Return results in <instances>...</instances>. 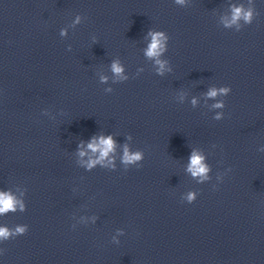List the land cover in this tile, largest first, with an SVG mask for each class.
Instances as JSON below:
<instances>
[{
	"label": "clouds",
	"instance_id": "1",
	"mask_svg": "<svg viewBox=\"0 0 264 264\" xmlns=\"http://www.w3.org/2000/svg\"><path fill=\"white\" fill-rule=\"evenodd\" d=\"M177 3L183 4L184 0H176ZM243 19L246 23H250L252 20V10H244L243 7H233L232 9V19L230 23H237L238 20ZM63 34V33H62ZM149 35L152 37L151 43L149 44L146 55L150 58L159 57V55L164 51V40L166 37L162 32H150ZM160 64L161 70L164 68V63L159 59L156 60ZM112 70L115 74L119 75L122 72V68L119 63L114 62L112 64ZM227 94L229 92L228 88H221L219 90L212 89L208 92L209 97H215L217 94ZM195 102V101H194ZM215 107H222L221 104L215 105ZM219 119V116L217 117ZM115 143L111 136L108 137H99L98 139L93 138L92 142L88 144V148L93 152H99V157L96 160H89L88 167L91 168L96 163L102 162L109 153L114 150ZM80 155L83 156L85 153L80 152ZM124 162L133 163L141 159V154L139 152L130 154L127 148L124 152ZM204 157L197 152H193L190 157V165L188 171L195 176H200L206 178L208 172V167L203 163ZM194 199L193 194H189L188 200L191 202ZM17 204H20L18 200L9 192H0V215L5 214L9 211H15ZM23 204H20L21 210H23ZM27 229L25 227H17L15 232H10L6 227H0V239H8L10 236L17 234H25Z\"/></svg>",
	"mask_w": 264,
	"mask_h": 264
}]
</instances>
